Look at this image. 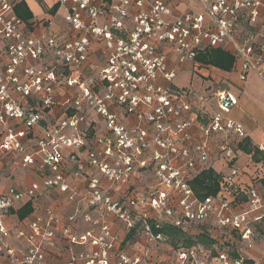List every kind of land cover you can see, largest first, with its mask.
I'll return each mask as SVG.
<instances>
[{
    "label": "built area",
    "instance_id": "2783aa9c",
    "mask_svg": "<svg viewBox=\"0 0 264 264\" xmlns=\"http://www.w3.org/2000/svg\"><path fill=\"white\" fill-rule=\"evenodd\" d=\"M40 1L56 8L53 19L62 12L69 36H32L11 0H0V187L14 167L36 177L0 192V264H46L56 241L84 247L65 264H243L233 247L174 249L160 231L193 238L205 227L233 246L264 219V196L233 181L246 138L227 117L237 98L173 86L187 65L214 73L197 57L216 49L231 55L240 82L253 74L264 86V0ZM210 99L215 110L199 117L195 105ZM213 154L229 175L199 198L190 183ZM53 193L69 214L38 203ZM28 202L31 214L7 224ZM113 221L143 248L120 249ZM160 245L172 248L165 261L152 258Z\"/></svg>",
    "mask_w": 264,
    "mask_h": 264
},
{
    "label": "crops",
    "instance_id": "0c3cea01",
    "mask_svg": "<svg viewBox=\"0 0 264 264\" xmlns=\"http://www.w3.org/2000/svg\"><path fill=\"white\" fill-rule=\"evenodd\" d=\"M11 2L14 4V13L16 5L20 3H24L27 7L32 17L24 22L32 36H40L46 31L59 37L70 35L68 26L62 19V12H58L55 19H53L52 11L54 9L50 8L51 6L48 1L44 3L40 0H11ZM52 19L53 21H51ZM95 49L90 57L91 62L94 64L97 63L98 54ZM213 69L215 70L214 73L210 72L207 78L206 72L203 73L202 70L193 71L191 66L187 65L178 72L176 78L182 73L185 74L187 80L183 88H187L203 97H208L211 90L217 87L230 91L237 98V105L229 111L227 117L240 123L244 129L246 138L249 139L252 146L264 152V86L253 74H250L246 81L240 82L231 69L228 72L221 71L215 67ZM194 109L197 110L199 117L212 114L213 110H215L214 100L210 99L209 104H197ZM191 131L193 134H197L195 128ZM240 156L245 159V162L242 166L238 167V175L233 179L234 183L240 187H253L261 196H264V168L253 164L248 155L238 151L237 160H239ZM250 163L252 165H249ZM207 167L213 168L214 171L220 173L222 176L229 175V168H227L224 161L216 154L210 157ZM257 170H259V174L255 175ZM18 172L24 171L16 169L15 167L12 168L10 180L3 182L0 187V192L11 185L15 188H20L16 178H14ZM28 179L29 181L26 182L25 186L36 180V177L29 175ZM38 203L40 205H48L60 216L67 215L71 212V208L63 202V197L56 195V193L41 198ZM242 204V208H247L245 202ZM21 206L16 205L14 210H18ZM17 220L19 219L15 214H10L6 223L15 224ZM111 224L112 229L119 237L120 249L133 254L143 248V240L133 236L129 241L125 242L128 235L126 231L122 229L117 221H113ZM79 229L83 230L85 226L80 224ZM160 246L152 248V258H159L165 261L172 256V248L167 246V249L159 250ZM82 248L84 247L67 245L64 242L56 241L49 247V252L46 255V264H65L72 251H79ZM233 248L246 260L251 261L252 264H264V219L260 223L253 225L252 237L249 241H240L238 239L234 242Z\"/></svg>",
    "mask_w": 264,
    "mask_h": 264
},
{
    "label": "trees",
    "instance_id": "16d2710c",
    "mask_svg": "<svg viewBox=\"0 0 264 264\" xmlns=\"http://www.w3.org/2000/svg\"><path fill=\"white\" fill-rule=\"evenodd\" d=\"M55 10L56 8H54L52 13ZM15 14L23 21H27L32 17L24 3L16 5ZM197 60L204 65H210L224 72L230 71L233 64V58L231 55L219 49L212 50L204 55L198 56ZM237 149L241 153L248 155L253 164L264 167V152L259 150L257 147L252 146L249 139L245 138L241 140L237 145ZM222 177L223 176L214 171L213 168H208L197 175V177L191 181L190 185L196 196L199 198L214 196L219 191V182ZM31 212V204L28 202L16 211L11 210L10 214H15L19 220H23L30 215ZM160 232H163L169 237L168 243L174 249H177L180 246L185 248L203 246L205 249L209 250L211 249L216 237V234H199L191 238L187 237L181 230L176 228L162 229ZM132 237L133 232L127 235L125 242L129 241ZM232 255L236 256L237 254L233 252ZM243 264H252V262L246 260Z\"/></svg>",
    "mask_w": 264,
    "mask_h": 264
},
{
    "label": "rangeland",
    "instance_id": "374dc122",
    "mask_svg": "<svg viewBox=\"0 0 264 264\" xmlns=\"http://www.w3.org/2000/svg\"><path fill=\"white\" fill-rule=\"evenodd\" d=\"M186 80H187L186 75L182 73L181 75H179L175 79V81L173 82V86L177 89H182L186 85ZM222 87H223V85H222ZM244 162H245V159L240 156L239 160L236 161L237 167L242 166L244 164ZM249 165H252V163H250ZM258 171L259 170H257L255 175L259 174ZM29 175H32V172L30 173L28 171H25V172L16 173L14 178H16V181L18 182L20 188L25 187L26 182L29 181V179H28ZM195 232L196 233L200 232L199 234H205V235L208 234L207 229L205 227H200L197 230H195ZM224 235H225V233H224ZM230 240H231L230 237H227V236H226V238H218L217 241L213 242L212 246L215 247V249H222L226 252H228V251L231 252L233 246H232V243ZM159 248H160L159 250H161V249L163 250V249H167L168 247L165 245L162 247V245H161Z\"/></svg>",
    "mask_w": 264,
    "mask_h": 264
}]
</instances>
